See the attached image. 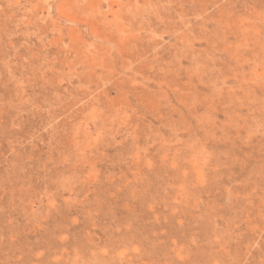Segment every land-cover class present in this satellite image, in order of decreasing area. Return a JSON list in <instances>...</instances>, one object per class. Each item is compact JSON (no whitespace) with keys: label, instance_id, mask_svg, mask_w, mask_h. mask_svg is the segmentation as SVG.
Segmentation results:
<instances>
[{"label":"rangeland","instance_id":"obj_1","mask_svg":"<svg viewBox=\"0 0 264 264\" xmlns=\"http://www.w3.org/2000/svg\"><path fill=\"white\" fill-rule=\"evenodd\" d=\"M0 264H264V0H0Z\"/></svg>","mask_w":264,"mask_h":264}]
</instances>
